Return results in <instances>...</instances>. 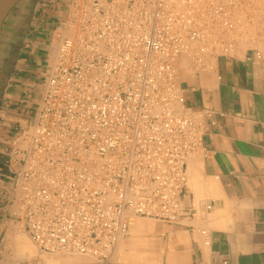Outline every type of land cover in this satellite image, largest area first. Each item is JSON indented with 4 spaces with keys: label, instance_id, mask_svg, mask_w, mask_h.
I'll return each instance as SVG.
<instances>
[{
    "label": "built area",
    "instance_id": "1",
    "mask_svg": "<svg viewBox=\"0 0 264 264\" xmlns=\"http://www.w3.org/2000/svg\"><path fill=\"white\" fill-rule=\"evenodd\" d=\"M255 9L264 17V0H68L34 121L4 149L20 169L11 225L42 253L96 264L137 218L192 226L183 195L202 113L181 70L235 55Z\"/></svg>",
    "mask_w": 264,
    "mask_h": 264
},
{
    "label": "crops",
    "instance_id": "2",
    "mask_svg": "<svg viewBox=\"0 0 264 264\" xmlns=\"http://www.w3.org/2000/svg\"><path fill=\"white\" fill-rule=\"evenodd\" d=\"M67 3L19 0L0 26V264H23V256L7 257L20 169L7 163L4 149L16 127L34 121ZM186 70V105L202 113L203 151L188 159L183 198L198 213L192 226L147 222L132 244L155 264L163 252L155 228L169 244L162 264H264V49L240 46L218 56L213 73Z\"/></svg>",
    "mask_w": 264,
    "mask_h": 264
},
{
    "label": "rangeland",
    "instance_id": "3",
    "mask_svg": "<svg viewBox=\"0 0 264 264\" xmlns=\"http://www.w3.org/2000/svg\"><path fill=\"white\" fill-rule=\"evenodd\" d=\"M255 4H257V3H255ZM248 28L240 30L241 33L239 32L240 33V40H241L240 41V45L244 49L257 48V47L260 48V49H264V17L260 14L258 9L254 10V16L251 18V27L249 29ZM186 69L187 68H182V70H181L182 83H183V77H184L183 75H184L185 72H187ZM206 71L210 72V73L214 72L212 70L211 71L210 70L209 71L206 70ZM200 72H202V71H200ZM140 220H142V221H140ZM135 222H136L137 225L142 224V223L146 224L148 222V223H151V225H153V226H154L155 223H157V221H154V220H151V219H148V218H138V219H136V221H134V223ZM15 231H16V232H14L15 235H17V236H19L21 238H28L29 239V237L25 234V232L23 230H21V229L17 230L16 229ZM139 234H136L134 232L133 236L136 237ZM152 236H153V238L156 241H159V243H161V248H162V250L164 252V253L162 252L161 257L157 260V262L155 264H162L163 261H169L168 257H167V248L169 247V244L166 242V237L163 236L162 234H159L157 231H155V228H154V231L152 233ZM169 239H171V236H170ZM124 240H126L127 243H129V242H133L134 239H131V241H130V235L128 233V235L124 238ZM29 241H30V239H29ZM125 248L127 250L131 249L128 246H126ZM133 248H134L135 253L138 254L136 252V246H134ZM35 253H36L35 254L36 257L34 259H32V260H29V259L27 260L26 257L25 258L23 257L22 258L23 264H48V263L52 264V263L49 262V260H47V258L51 259L50 256H49L50 254H46V253H42L41 254L36 246H35ZM45 255H47V256H45ZM20 256H22V255L19 254L18 257H20ZM62 256H64V255H62ZM7 257H8V260H12L13 259L14 255H13L11 250H8ZM51 257L56 258L58 256H56V255L52 256L51 255ZM139 258H140V264H147L148 263L147 261H145L143 259V257L141 255H139ZM149 264H152V263L150 262Z\"/></svg>",
    "mask_w": 264,
    "mask_h": 264
},
{
    "label": "bare ground",
    "instance_id": "4",
    "mask_svg": "<svg viewBox=\"0 0 264 264\" xmlns=\"http://www.w3.org/2000/svg\"><path fill=\"white\" fill-rule=\"evenodd\" d=\"M198 166H199V164H198ZM187 167H188V165H187ZM140 221H142V220H140ZM144 229H145V223H142V224H139V225H137L136 222L133 223L131 225V227H130V230H129L130 241H131V239L134 238V236H133L134 232L136 234H139ZM14 232H16V231H14ZM8 237H9V240H8V243H7V247H8L9 250L12 251V253L14 255L13 259L12 260H9V261L16 260L17 257L19 256V254H21L24 258L26 257L27 260L28 259L29 260H32V259H34L36 257V255H35L36 254L35 253V246L36 245H34L31 240L29 241L28 238H21V237H19L17 235H13L12 236L11 234ZM126 246H128L131 249L130 250H127L125 248ZM133 247H134V245L132 244V242L127 243V241L124 240V238L121 239L120 242H119V244H118L117 251L110 258V261H109L108 264H140L139 255L135 253ZM40 253L42 254V252H40ZM22 256H20V257H22ZM45 256H47V255H45ZM49 256H50L51 259H48L47 258V260H49V262L52 263V264H96L95 262H93L89 258H86V257H83V256H79V255H64V256H62V255H56V256H58L56 258L51 257V255H49Z\"/></svg>",
    "mask_w": 264,
    "mask_h": 264
},
{
    "label": "water",
    "instance_id": "5",
    "mask_svg": "<svg viewBox=\"0 0 264 264\" xmlns=\"http://www.w3.org/2000/svg\"><path fill=\"white\" fill-rule=\"evenodd\" d=\"M19 0H0V26L2 25L5 17L10 12L12 7L18 2Z\"/></svg>",
    "mask_w": 264,
    "mask_h": 264
}]
</instances>
